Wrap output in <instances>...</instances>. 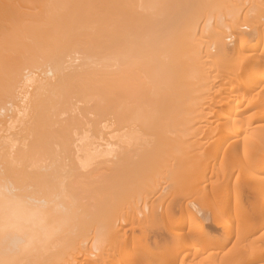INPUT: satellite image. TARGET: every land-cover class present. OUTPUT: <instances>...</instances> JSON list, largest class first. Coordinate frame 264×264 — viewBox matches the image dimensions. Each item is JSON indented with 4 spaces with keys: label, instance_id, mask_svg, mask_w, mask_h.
Here are the masks:
<instances>
[{
    "label": "bare ground",
    "instance_id": "1",
    "mask_svg": "<svg viewBox=\"0 0 264 264\" xmlns=\"http://www.w3.org/2000/svg\"><path fill=\"white\" fill-rule=\"evenodd\" d=\"M260 184L264 0H0V264H264Z\"/></svg>",
    "mask_w": 264,
    "mask_h": 264
},
{
    "label": "rangeland",
    "instance_id": "2",
    "mask_svg": "<svg viewBox=\"0 0 264 264\" xmlns=\"http://www.w3.org/2000/svg\"><path fill=\"white\" fill-rule=\"evenodd\" d=\"M258 154H246V155H243V154H241V153H239V156H242L243 157V159H242V162H241V165L239 166V167H235V168H232L231 166H229V167H224V170L225 171H230V172H232V177H234L237 173H239V172H241V173H247V172H250L251 171V169L250 168H248L246 165H244L245 163H246V161L247 160H245L244 158H255L256 156H257ZM255 156V157H254ZM193 164H195V162H193ZM198 165V163L197 164H195L194 166H197ZM240 182H242V181H244L243 179H240L239 180ZM239 181H237V182H239ZM160 185H162L163 183H159ZM165 184V183H164ZM164 184L162 185V186H164ZM204 182H202V181H200V182H194L193 181V188H194V190H196V193H194V195H193V200H195V201H198L199 199H198V195H201L202 194V191H203V189H202V187L204 186ZM210 186H207V188H209ZM243 185H241L240 187H237V190H236V192L237 193H239V194H241L242 196L244 195V193L246 194V190H244L243 188ZM258 187L259 188H261V187H264V184H260V185H258ZM231 190V192L232 191H234L235 189L233 188H231L230 189ZM162 196H163V199L164 200H168L169 199V197H170V192H169V190H167V189H164L163 191H162ZM217 194H214L213 195V197H215ZM244 197V196H243ZM243 204H246V198H243ZM195 247H198L197 245H195Z\"/></svg>",
    "mask_w": 264,
    "mask_h": 264
}]
</instances>
